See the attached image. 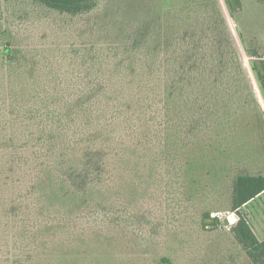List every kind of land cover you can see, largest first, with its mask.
<instances>
[{"label":"trees","instance_id":"trees-1","mask_svg":"<svg viewBox=\"0 0 264 264\" xmlns=\"http://www.w3.org/2000/svg\"><path fill=\"white\" fill-rule=\"evenodd\" d=\"M31 1L74 19L95 11L101 0ZM5 2L0 0V71L8 90L0 97L5 132L0 150H12L0 164V264H33L38 252L46 254L42 264H72L61 253L78 251L79 242L55 238L66 230L65 210L73 224L85 209L124 227L137 221L124 207L115 209V218L111 214L106 190L116 170L135 168V182L147 188L150 178L160 176L159 161L173 159L185 137L203 130L211 106L218 116L226 102L223 87L232 86L235 68L244 81L255 79L264 98V59L253 51L251 71L244 68L229 23L241 0H130L129 13L95 22L96 39L105 42L106 67H94L93 45L67 47L65 57L82 71L68 83L54 70L44 77L38 73L49 62L41 52L38 57L11 44ZM174 166L183 172L189 164ZM263 191L264 174L235 171L229 212L202 217L203 223L224 222L250 264H264V239L242 207ZM30 234L35 241L29 246ZM56 253L60 256L51 261ZM157 264L171 262L163 256Z\"/></svg>","mask_w":264,"mask_h":264},{"label":"rangeland","instance_id":"rangeland-1","mask_svg":"<svg viewBox=\"0 0 264 264\" xmlns=\"http://www.w3.org/2000/svg\"><path fill=\"white\" fill-rule=\"evenodd\" d=\"M5 1L11 44L38 57L41 52L49 62L44 60L45 65L35 72L38 70L44 77L54 70L66 80L64 83L71 82L69 76L82 74L81 64L66 58L70 56L67 47L83 42L93 45L94 67L103 69L108 64L103 49L105 42L96 39L99 32L95 30V22L106 21L114 13L131 11L130 0H101L92 13L68 19L31 0ZM229 23L239 44L244 68L251 71V52H257L264 59V0H241V7L229 17ZM3 75L2 70L1 98L8 90ZM230 76L234 77V82L232 86L223 87L226 102L221 103L218 116L211 113V106L203 130H198L195 137H185L183 144L187 142L186 145L173 150V159L159 161L160 176L155 180L150 178L147 188L135 182L138 178L135 168L116 170L106 190L111 214L115 218V209L124 207L127 213L138 216L137 221L124 227L120 220L111 221L102 215L91 217L85 209L82 220L73 224L71 214L64 209L66 230L54 236L64 242L77 240L80 246L78 251L59 252L61 256L72 264H89L90 260L99 264H157L163 256L171 264H250L224 222L217 225L202 222L205 212H229L235 171L264 174V98L254 78L248 77V85L237 68ZM238 76L239 81H235ZM47 85L50 86L49 82L46 88ZM114 88L111 85L109 92H114ZM4 136L5 132H0V138ZM9 151L0 150V164L9 160L6 156L10 155ZM185 161L189 167L178 172L174 164ZM10 177L13 180V174ZM145 177L149 179L148 174ZM242 210L256 236L264 239V191ZM8 218L14 222L17 217ZM8 231L6 238L11 243L10 231L15 228L10 227ZM139 234H145L146 240ZM27 239L25 243L29 246L35 241L31 234ZM59 253L54 254L51 261L60 256ZM46 260L45 253L33 254V264Z\"/></svg>","mask_w":264,"mask_h":264}]
</instances>
